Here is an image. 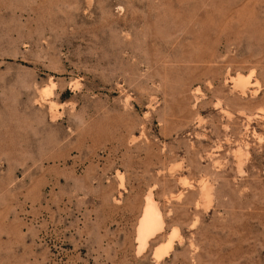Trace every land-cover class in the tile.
Masks as SVG:
<instances>
[{
  "label": "rangeland",
  "instance_id": "rangeland-1",
  "mask_svg": "<svg viewBox=\"0 0 264 264\" xmlns=\"http://www.w3.org/2000/svg\"><path fill=\"white\" fill-rule=\"evenodd\" d=\"M0 264H264V0H0Z\"/></svg>",
  "mask_w": 264,
  "mask_h": 264
},
{
  "label": "bare ground",
  "instance_id": "bare-ground-1",
  "mask_svg": "<svg viewBox=\"0 0 264 264\" xmlns=\"http://www.w3.org/2000/svg\"><path fill=\"white\" fill-rule=\"evenodd\" d=\"M141 217L137 230V240L139 246L143 248L147 241L154 237L162 228V217L150 198L146 199Z\"/></svg>",
  "mask_w": 264,
  "mask_h": 264
}]
</instances>
